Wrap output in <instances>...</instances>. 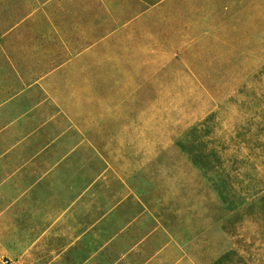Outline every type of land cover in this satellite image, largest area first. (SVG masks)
<instances>
[{"label": "rangeland", "instance_id": "obj_1", "mask_svg": "<svg viewBox=\"0 0 264 264\" xmlns=\"http://www.w3.org/2000/svg\"><path fill=\"white\" fill-rule=\"evenodd\" d=\"M0 68L135 71L180 135L152 175L160 264H264V0H0Z\"/></svg>", "mask_w": 264, "mask_h": 264}, {"label": "crops", "instance_id": "obj_2", "mask_svg": "<svg viewBox=\"0 0 264 264\" xmlns=\"http://www.w3.org/2000/svg\"><path fill=\"white\" fill-rule=\"evenodd\" d=\"M135 74L0 68V264H160L152 175L180 135Z\"/></svg>", "mask_w": 264, "mask_h": 264}, {"label": "built area", "instance_id": "obj_3", "mask_svg": "<svg viewBox=\"0 0 264 264\" xmlns=\"http://www.w3.org/2000/svg\"><path fill=\"white\" fill-rule=\"evenodd\" d=\"M1 264H18L16 261L2 260Z\"/></svg>", "mask_w": 264, "mask_h": 264}]
</instances>
